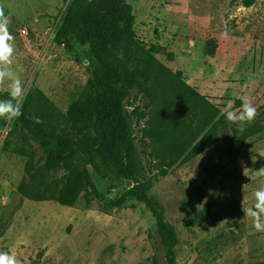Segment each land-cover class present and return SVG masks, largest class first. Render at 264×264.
I'll return each instance as SVG.
<instances>
[{
  "label": "rangeland",
  "instance_id": "374dc122",
  "mask_svg": "<svg viewBox=\"0 0 264 264\" xmlns=\"http://www.w3.org/2000/svg\"><path fill=\"white\" fill-rule=\"evenodd\" d=\"M127 1L139 39L163 47L157 55L162 63L182 71L184 80L222 113L239 109L237 101L248 98L257 109L255 121L264 125V0L248 8L243 0ZM0 7L15 37L11 68L24 95L31 87L40 88L67 111L91 71L87 61H76L53 42L64 0H0ZM6 91L7 81L0 84V93ZM136 94L129 104L138 106L143 117L133 115L131 106L129 113L140 157L138 180L152 181L149 195L177 231V264H264V232H256L250 219L242 220L241 210L254 202V191L264 183L256 172L264 167L259 155L264 131L247 138L236 159L229 154L234 140L222 137L162 175L154 143L145 136L155 118L153 106ZM169 113H159V119ZM185 116L192 114L186 111ZM10 126L11 121L0 119V252L15 254L20 264H168L145 203L116 206L131 180L103 179L89 167L102 198L82 193L75 205L64 206L21 195L17 188L27 176L26 158L9 144ZM63 175L58 170L49 178Z\"/></svg>",
  "mask_w": 264,
  "mask_h": 264
},
{
  "label": "trees",
  "instance_id": "16d2710c",
  "mask_svg": "<svg viewBox=\"0 0 264 264\" xmlns=\"http://www.w3.org/2000/svg\"><path fill=\"white\" fill-rule=\"evenodd\" d=\"M256 1L243 0V5L248 8ZM64 2L53 42L76 61H87L91 74L67 111L40 88L31 87L24 95L23 114L11 121L8 133L14 152L26 158L27 176L17 190L33 201L73 206L82 193L102 198L89 167L103 179L131 180L116 206L131 200L145 203L156 220L168 264H177V231L149 195L152 181L138 180L140 157L129 106L133 115L143 116L138 106L129 104L132 96L137 92L153 106L155 118L145 136L154 143L162 175L181 160L197 158L222 137L234 140L229 154L236 159L246 139L263 132L264 125L255 119L243 125L229 123L217 105L184 80L182 71L162 63L157 55L163 47L139 39L134 9L127 0ZM9 98L8 91L0 93L1 100ZM164 111L170 113L161 121L159 113ZM34 117L42 123H35ZM58 170L64 175L49 178Z\"/></svg>",
  "mask_w": 264,
  "mask_h": 264
},
{
  "label": "clouds",
  "instance_id": "9594fccd",
  "mask_svg": "<svg viewBox=\"0 0 264 264\" xmlns=\"http://www.w3.org/2000/svg\"><path fill=\"white\" fill-rule=\"evenodd\" d=\"M9 19L5 16L4 9L0 7V84L5 81L9 86V99L0 100V119L12 121L18 119L22 113V100L25 89L20 77L11 68L13 56L15 54V37L9 31ZM225 38L228 37L227 31L222 33ZM257 115V109L248 98H242L239 109L229 110L225 113V118L229 123L243 125L252 121ZM35 123H42L38 117H34ZM264 157V151L259 153ZM257 175L264 177V167L256 170ZM246 176V167L244 168ZM247 184L242 185L243 192ZM254 202L248 207H242L243 219H250L252 227L256 232H264V183H261L253 193ZM0 264H20L15 254L9 252H0Z\"/></svg>",
  "mask_w": 264,
  "mask_h": 264
},
{
  "label": "built area",
  "instance_id": "2783aa9c",
  "mask_svg": "<svg viewBox=\"0 0 264 264\" xmlns=\"http://www.w3.org/2000/svg\"><path fill=\"white\" fill-rule=\"evenodd\" d=\"M27 31H28V29H23V30H22L23 34H26ZM209 53H210V52H209Z\"/></svg>",
  "mask_w": 264,
  "mask_h": 264
},
{
  "label": "water",
  "instance_id": "95a60500",
  "mask_svg": "<svg viewBox=\"0 0 264 264\" xmlns=\"http://www.w3.org/2000/svg\"><path fill=\"white\" fill-rule=\"evenodd\" d=\"M1 100V99H0ZM224 163V162H223ZM128 185L131 186L132 184L130 182H128Z\"/></svg>",
  "mask_w": 264,
  "mask_h": 264
},
{
  "label": "bare ground",
  "instance_id": "6f19581e",
  "mask_svg": "<svg viewBox=\"0 0 264 264\" xmlns=\"http://www.w3.org/2000/svg\"><path fill=\"white\" fill-rule=\"evenodd\" d=\"M209 49L208 48H206V51H208Z\"/></svg>",
  "mask_w": 264,
  "mask_h": 264
}]
</instances>
